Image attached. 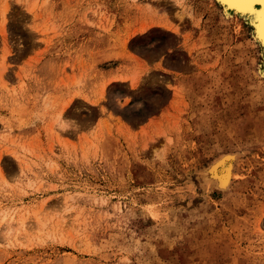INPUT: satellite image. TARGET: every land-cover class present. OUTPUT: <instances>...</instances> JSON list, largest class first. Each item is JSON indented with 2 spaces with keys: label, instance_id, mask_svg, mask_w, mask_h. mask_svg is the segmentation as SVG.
<instances>
[{
  "label": "rangeland",
  "instance_id": "1",
  "mask_svg": "<svg viewBox=\"0 0 264 264\" xmlns=\"http://www.w3.org/2000/svg\"><path fill=\"white\" fill-rule=\"evenodd\" d=\"M181 1L0 0V264H264L261 50Z\"/></svg>",
  "mask_w": 264,
  "mask_h": 264
},
{
  "label": "bare ground",
  "instance_id": "2",
  "mask_svg": "<svg viewBox=\"0 0 264 264\" xmlns=\"http://www.w3.org/2000/svg\"><path fill=\"white\" fill-rule=\"evenodd\" d=\"M209 1L219 10L225 23L244 25L245 28L250 31L255 45L261 50V75L264 78V0H247L245 3H240L239 0ZM233 159V156L227 155L215 164L213 168L216 167L215 169H217L221 167L220 176L218 174L215 175V169L209 170V179L219 182V185L224 189L228 186L233 177V167L231 164ZM20 227L25 228V223L23 221Z\"/></svg>",
  "mask_w": 264,
  "mask_h": 264
},
{
  "label": "snow or ice",
  "instance_id": "3",
  "mask_svg": "<svg viewBox=\"0 0 264 264\" xmlns=\"http://www.w3.org/2000/svg\"><path fill=\"white\" fill-rule=\"evenodd\" d=\"M240 3H245L247 0H239Z\"/></svg>",
  "mask_w": 264,
  "mask_h": 264
},
{
  "label": "crops",
  "instance_id": "4",
  "mask_svg": "<svg viewBox=\"0 0 264 264\" xmlns=\"http://www.w3.org/2000/svg\"><path fill=\"white\" fill-rule=\"evenodd\" d=\"M196 7H198L197 5H195Z\"/></svg>",
  "mask_w": 264,
  "mask_h": 264
}]
</instances>
